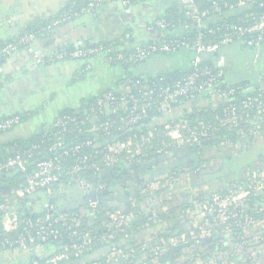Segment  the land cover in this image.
<instances>
[{
	"label": "built area",
	"instance_id": "2783aa9c",
	"mask_svg": "<svg viewBox=\"0 0 264 264\" xmlns=\"http://www.w3.org/2000/svg\"><path fill=\"white\" fill-rule=\"evenodd\" d=\"M111 1H117L124 8H128L133 0H88L79 12L71 11L60 16L54 25L68 22L78 17L79 13L94 11L100 5ZM244 3L264 9V0H238V4ZM188 11L190 22L200 26L220 9L213 2L205 10L191 4ZM249 21L246 25H223L222 34L212 43L203 41L201 35L192 42L184 38L162 39L155 44L137 47L124 55L113 54L111 49L103 46H93L43 57L31 48V43L35 40L32 34H25L16 44L8 43L1 47L0 61L11 56L19 47H25L38 64L65 59H86L98 55H103L110 64H136L152 55L169 54L178 49L191 52L193 58L192 71L180 79L165 84L153 82L142 85L136 82L131 86L126 85L122 90L108 91L96 98L89 110L82 115L57 119L52 126L53 141L48 148L51 158L33 162L38 149V146L33 145L26 151L12 152L8 159L0 162V178L5 175H19L22 180L0 200V255L15 257L29 254L38 243L61 239L60 230L65 229L68 232L66 239L72 243L67 251L44 262L32 260L27 264H63L68 258H73L77 264H87L86 255L92 250L94 238L88 232L80 234L75 230L79 225L75 216L46 201L40 213L35 214L34 205L28 201L41 192L49 197L52 186L64 181L82 185L86 181V175L99 176L102 171L116 167L131 175L143 172L151 157L165 158L171 150L193 149L204 143L214 142L218 139L216 133L222 128L234 133L237 141L223 140L214 147L230 145L240 150L264 143V74L258 76L253 86L221 89L218 82L223 77L222 71L201 66L203 58L214 55L222 47L234 42H245L247 47L260 48L264 41V12L250 14ZM168 26L164 21H156L148 30H153L154 27L164 30ZM184 28L187 29L186 24ZM239 95L243 98L241 101L238 100ZM196 99H204L208 108L219 110L213 117L216 125L199 119L190 122L176 115L175 108L178 104ZM152 113L156 115L151 117L152 121L161 125L160 130L144 123ZM18 123V118L0 122V134ZM140 126L146 131L137 132L122 140L113 138L115 132L134 131ZM72 132L76 134L75 141L68 138ZM82 137L84 138L80 139ZM157 139L160 140V146L153 150ZM167 161L155 162L149 171L160 169ZM170 182V178L165 179V186H169ZM152 187L155 186L146 183L141 193L148 192ZM21 201L25 202L24 212L20 207ZM90 203L96 209L97 203ZM193 203L202 222L187 234L171 236L168 239L155 238L142 245L141 259L144 260L147 255L149 259L143 264L153 263L168 249L182 244L200 246L204 239L217 233L220 225L225 226L226 234L236 237L237 243L244 242L245 231L256 232L257 242L264 243V223L259 222L264 219V168L247 170L242 182L233 181L225 191L197 197ZM132 221V214H124L120 210L106 213L101 241L114 253L120 264H138L133 255L129 256V253H133L132 250L117 247L114 242L116 235H127ZM219 253L220 251L214 253L210 260L213 262Z\"/></svg>",
	"mask_w": 264,
	"mask_h": 264
},
{
	"label": "crops",
	"instance_id": "0c3cea01",
	"mask_svg": "<svg viewBox=\"0 0 264 264\" xmlns=\"http://www.w3.org/2000/svg\"><path fill=\"white\" fill-rule=\"evenodd\" d=\"M69 1L0 0V45L20 37L30 29L50 24L47 26L50 28L31 43L32 50L43 57L98 44H115V52L128 53L161 37L160 32L148 30L155 21L164 18L169 11L178 13L182 8L194 4L196 0H144L128 8H124L117 1H111L68 22L54 25ZM259 49L247 55L240 46H225L212 56V62L218 68L224 69L226 83L233 86L247 83L253 86L258 76L264 74V66L260 67L256 61V56L264 55V46ZM190 66L191 55L184 51L168 56L154 55L141 64L122 68L108 63L103 55L86 59V62L68 59L51 64H38L27 48H21L0 63V120L19 114L32 115L0 135V143H13L50 130L61 112L79 110L102 93L111 89L126 88L123 80L128 73L130 76L146 79L184 73L190 70ZM195 106L208 107L204 99L195 101ZM257 145L240 150L230 145L211 147L199 155L188 149L172 150L166 165L154 171L144 172L141 175L151 174V177L141 183L139 188L131 186L128 190V193H135L139 189L141 193L146 183L155 186L147 190L148 197L140 204L141 215L146 218L152 216L153 224L132 234L129 241L139 246L148 244L155 238L162 239L163 235L180 236L193 231L194 227L202 222V218L194 209L186 213L181 221L183 229L179 230V233L174 232V222L161 220L158 214L167 212L166 207L192 204L197 197L225 191L231 182H242L247 170L264 168V151L261 149L253 155L248 166H238L235 161L245 154L254 153V147ZM177 163L180 168L184 167L180 176L176 178L164 174L167 165L175 166ZM189 166L191 169L198 168V172L189 171L190 169L186 168ZM167 178L171 179L169 186H165ZM116 188L118 189L113 188L114 191L108 189L106 195L107 201L119 210L121 205L130 199L124 190L118 189L119 192H115ZM60 193L66 196L67 190L63 188ZM110 196H113V200H109ZM38 199L35 209L39 210L44 201L41 197ZM64 204L70 206L73 202L66 196ZM259 222L264 223V219ZM257 239L256 232L245 231L244 242L240 244L232 234H225L222 251L213 262L195 258L187 264H264V243L257 242ZM187 245L177 256L169 258L166 262L162 263L158 259L151 264L185 263L187 256L193 251V247L189 243ZM100 254L105 257L102 264L119 263L108 248ZM26 256V253L15 257L0 255V264L27 263ZM70 259L63 261V264L78 263L74 259L69 261Z\"/></svg>",
	"mask_w": 264,
	"mask_h": 264
},
{
	"label": "trees",
	"instance_id": "16d2710c",
	"mask_svg": "<svg viewBox=\"0 0 264 264\" xmlns=\"http://www.w3.org/2000/svg\"><path fill=\"white\" fill-rule=\"evenodd\" d=\"M88 0H70L69 3L67 4L66 8L64 11H62L58 15V19L60 16L69 14L71 11L72 12H79L81 7H84L86 5ZM141 1L144 0H133L130 4V6H133ZM226 3H223L221 0H196L193 5L198 7L200 10H205L209 9V7L213 4V2H216L218 5L220 11L218 13L211 14L207 19L203 21V23L198 26L192 22H190L189 17H188V6L182 8L178 13L175 11H169L166 13V16L164 18L158 19L157 21H164L166 24H169V26L164 29V30H159L158 28L154 27L153 30H149L151 32H160L161 37L158 38L157 41L150 43V44H155L161 41L162 39H185L186 41L192 42L195 40V38L199 35L203 38V41L212 43L217 40V38L222 34V26L223 25H228V26H233V25H246L248 24L249 21V15L252 13L256 14H261L264 12V9H258L256 5H249V4H238V0H224ZM84 14V13H79V15ZM58 19L56 21H58ZM55 21V22H56ZM156 22V21H155ZM154 22V23H155ZM154 23L151 25L153 26ZM184 24L187 25V29L184 28ZM50 24H45V25H40L37 29H30L26 33L22 34L20 37L8 41L6 43H3L0 45V48L3 47L5 44L8 43H14L16 44L18 42V39L23 37L25 34H32L35 38L41 37L45 33V30H47V26ZM172 25V27H171ZM150 27V26H149ZM214 32L213 34L211 32ZM149 45V44H147ZM95 47V46H103L106 49H111V53L113 54H125V52H115L113 49L116 47L115 44H98V45H87L84 47ZM229 46H240V48L246 52L247 55L249 53H255L256 49L255 48H250L247 47L245 42H234L233 44ZM264 46V41L261 45V47ZM260 47V49H261ZM25 48V47H19L17 50ZM223 48V47H222ZM259 49V50H260ZM74 49H70L67 51H63L64 53H68L70 51H73ZM187 52L190 53L191 55V66H192V58L193 54L189 51H186L184 49H178L177 51H174L169 54H155V55H162V56H168L172 55L174 53L178 52ZM258 51V50H257ZM59 52V53H63ZM259 52V51H258ZM58 53V54H59ZM152 55L151 57H153ZM212 56H208L203 58V61L201 63V66H209L213 70H220L223 73V77L219 80L218 82V87L221 89H230V88H235V87H240L242 85H249L247 83L244 84H238V85H232L229 83L225 82V71L224 69L218 68L215 66L212 62ZM150 57V58H151ZM93 58V57H92ZM6 59V58H5ZM3 59V60H5ZM90 59V58H86ZM86 59H80L86 62ZM149 59V58H148ZM2 60V61H3ZM68 60V59H65ZM64 60V61H65ZM70 60V59H69ZM0 61V63L2 62ZM57 62V61H56ZM145 62V61H143ZM136 63V64H113L115 66H121L122 68H127L130 66L138 65L141 64ZM49 63V62H46ZM55 63V62H53ZM51 64V63H49ZM190 66V70L184 73L180 74H167V75H160L156 77H151V78H142L140 76L133 77L130 76L128 73L126 77L123 80V83L127 86H131L132 84L139 82L140 84H151V83H171L174 80L180 79L181 77L187 75L192 71V67ZM126 73V72H125ZM109 91H116L114 90H109ZM108 92V91H107ZM106 93V92H105ZM104 94V93H102ZM102 94L99 96L95 97L91 101H89L85 107L80 108L79 110H65L60 113L59 118L65 117V116H70V115H82L83 113H86L89 108L92 106L96 98L100 97ZM243 98L241 95H239L238 100L241 101ZM199 99H196L194 101L186 102V103H181L178 104L175 108V113L178 117H182L185 119H188L190 122H194L195 120L199 119L201 121L209 122L212 123L213 125H216L214 123L213 117L215 114L219 112V110H213L208 107H201L198 108L195 106V101H198ZM237 100V101H238ZM187 104V105H186ZM176 110H178L176 112ZM32 114H19V115H14L9 118H5L0 120V122L10 119V118H18L19 125L21 122L25 121L28 119ZM151 117H156L155 113H152L144 123L147 125H150L152 127H156L157 129H161V125L157 122L153 123V119ZM56 119V120H57ZM55 120V121H56ZM143 123V124H144ZM15 125L14 127H16ZM13 127V128H14ZM11 128V129H13ZM116 128V127H115ZM11 129L2 132L0 135L7 133ZM146 130L143 127H138V129L134 131H129V132H115L113 138L115 139H125L129 137L130 135L137 134V132H145ZM53 133L54 130L51 129L48 131H41L39 133H36L32 137L28 139H21L14 141L13 143H0V162L5 161L8 159L12 152H23L31 148L33 145L38 146L37 153L33 158L34 161H40L44 159H49L51 158V154L48 152V148L50 146V143L53 141ZM216 136L218 139L214 142L210 143H204L201 147H194L193 149H188V150H193L195 153L201 154L203 150L207 148L214 147L218 145L221 141H229V142H236L237 141V136L232 133L227 131L226 129L222 128L219 129L218 132L216 133ZM76 134L74 132L70 133L68 135V138H70V141H75ZM84 137L80 138L83 139ZM50 139V141H48ZM79 139V140H80ZM160 140L157 139L156 142H154L153 145V150H156L158 148ZM172 151V150H171ZM169 158V155H165V158H153L152 157L149 159L150 161L147 163V167L145 171L136 173L134 175H131L130 173L123 172L120 168H112L108 170H104L101 172L99 176H93V175H86L85 180L90 182V185H92L94 191L91 192L89 195L84 197L81 201L80 204H70V206L64 204L65 203V197L62 196L60 193L61 189H72L76 184L72 181H64L58 185L52 186L51 187V192L52 194L49 195L48 199H46V202H48L50 205H53L55 208L67 212L70 214H73L78 221L79 225L76 227L75 230L79 232L80 234L84 233H90L94 240H93V246L92 250L90 253H87L86 255V262L87 264L89 263H98L102 264L105 261V257L100 254V252L104 249H107L104 244H102L101 237L104 235L103 231V224L106 222V213L113 211L114 207L112 206L111 202L107 201V195L103 194V191L105 189H100L101 186H105V188L108 190L110 187H118V189L124 190L126 192L127 197H129V201L127 203H124L121 205V208L119 209L121 212L124 214H132L133 215V221L131 223L130 229L127 231V235H116L114 242L116 243L117 247H125L128 246L127 250H132L133 253L130 254L129 256L133 255L135 260H138V264H143L148 262V255L147 257L142 260V250L141 247L142 245L136 246L133 243L129 241L130 236L137 231L141 230L145 226H151L153 223V217H143L140 213V204L148 197V193H140V190L136 189L137 191L135 193L130 192L128 193V190L133 186L134 188H139L138 186L145 182L147 179L151 177V174H148L147 176H143L141 174H144V172L148 171L151 167L152 164L155 162H160L162 160H166ZM187 169H190L189 171H194L195 173L198 172V168H192L186 167ZM166 172L164 173L165 175H168L170 177H178L184 172V167L180 168V165L177 163L175 166H166L165 167ZM152 170V169H151ZM154 171V170H152ZM174 172V173H173ZM173 174V175H172ZM21 178L19 175H5L4 177L0 178V200L2 197L10 192L11 189L17 187L21 183ZM130 184V186L128 185ZM45 193L41 192L35 196H33L30 201L34 207H36V204L39 202L38 197L43 198L42 195ZM91 201L96 202L97 206L96 209L92 207ZM45 202V201H44ZM134 202V203H132ZM24 201L20 202V207L21 210H24ZM95 209V210H94ZM167 212L162 214H158V218L161 220H169L174 222V232H178L179 230L183 229V224L181 221L185 217L186 213L189 211H192L193 209L196 210V206L194 203L192 204H182L180 206L176 207H166ZM41 211V208L35 209V214H39ZM157 217V216H155ZM224 227L220 225L217 228V233L214 234L212 237L204 239L202 241V244L197 247H193V251L190 254V256H187V261L183 264H187V262H191L195 258L201 259L202 261L206 262L210 259L213 258V254L216 253L217 251H222V245H223V236L226 234L224 231ZM60 232L62 233V238L56 241H49L46 243H38L35 246V249L33 252L27 254L26 256V262H30L32 260L39 261V262H44L54 256H56L59 253H63L69 249V247L72 245L70 240H67V234L68 232L65 229H61ZM187 234V232H186ZM175 234H168V235H163L162 239H168L169 237L173 236ZM235 241L238 242L236 237L234 236ZM126 241V242H125ZM125 242V243H124ZM126 248V247H125ZM180 252H178L175 256H177ZM174 257V256H173ZM172 257V258H173ZM191 258V259H190ZM73 258H71L69 261H72ZM23 263V264H27ZM19 264V263H16ZM86 264V263H85ZM120 264V263H117Z\"/></svg>",
	"mask_w": 264,
	"mask_h": 264
},
{
	"label": "rangeland",
	"instance_id": "374dc122",
	"mask_svg": "<svg viewBox=\"0 0 264 264\" xmlns=\"http://www.w3.org/2000/svg\"><path fill=\"white\" fill-rule=\"evenodd\" d=\"M257 55V54H255ZM262 60H264V55L261 57H257L256 56V61H258V65L260 67L264 66V63H262ZM255 149L253 150L254 153H250V154H245V156L243 157H238L237 159H235V161L237 162L238 166L241 165H250V162L252 161L253 155H255V153H259L260 149L262 151H264V143H260L259 145L254 147ZM105 186H101L100 189H104ZM114 187H110V190L114 191L115 189H113ZM117 191L115 192H119V190L116 188ZM94 189L92 187V185H90V182L88 181H84L82 183V185H76L74 186L72 189H68L67 190V194L66 196H68L69 200H71L73 202L74 205L76 204H80L81 200L86 197L87 195H89L91 192H93ZM42 201H46V199H48V197L46 195H42ZM38 208V206H37Z\"/></svg>",
	"mask_w": 264,
	"mask_h": 264
},
{
	"label": "water",
	"instance_id": "95a60500",
	"mask_svg": "<svg viewBox=\"0 0 264 264\" xmlns=\"http://www.w3.org/2000/svg\"><path fill=\"white\" fill-rule=\"evenodd\" d=\"M217 53H215L214 55H216ZM108 193V190L103 191V194L106 195ZM109 200H113V196H110ZM114 210H118V208H114ZM188 245L187 244H182L173 248H170L169 250H167L166 252H164L159 260L164 263L166 262L169 258H172L173 256H175L178 252H180L183 248H186Z\"/></svg>",
	"mask_w": 264,
	"mask_h": 264
}]
</instances>
